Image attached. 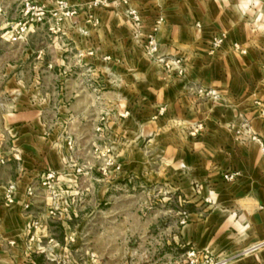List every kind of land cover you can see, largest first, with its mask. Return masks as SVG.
<instances>
[{
	"label": "crops",
	"instance_id": "crops-1",
	"mask_svg": "<svg viewBox=\"0 0 264 264\" xmlns=\"http://www.w3.org/2000/svg\"><path fill=\"white\" fill-rule=\"evenodd\" d=\"M35 1L55 8V0ZM67 1L78 13L60 31L47 18L24 40L45 32V47L32 51L47 57L43 84L32 78L38 68L14 63L10 70L0 53V264H34L26 255L51 246L49 223L71 218L63 207L74 188L84 184L91 194L94 148L111 151L119 169H110L122 177L149 168L187 201L205 202L208 213L195 208L181 228L190 248L218 259L259 245L228 264H264V156L251 138L264 143V0H128L140 14V36L162 14L159 51L185 59L182 78L151 61L120 0ZM5 13L0 6V31ZM218 33L227 39L210 54ZM5 41L16 44L0 34V46ZM198 86L218 96L204 98ZM48 172L55 174L49 187L42 182ZM232 172L236 178L225 180ZM9 183L16 186L11 204L4 200Z\"/></svg>",
	"mask_w": 264,
	"mask_h": 264
},
{
	"label": "rangeland",
	"instance_id": "rangeland-1",
	"mask_svg": "<svg viewBox=\"0 0 264 264\" xmlns=\"http://www.w3.org/2000/svg\"><path fill=\"white\" fill-rule=\"evenodd\" d=\"M21 1L0 0V6L6 11L0 31L4 39L11 28L6 21L21 15ZM44 36L41 30L28 43L5 41L0 46L8 69L11 70L14 63L25 72L38 68L32 77L37 86L43 84L40 69L45 67L47 57L42 53V57L36 58L37 54L32 51L45 47ZM20 56L22 58L17 61ZM104 154L94 148L91 157L93 184L87 190L91 194L86 195L84 184L78 183L63 207L70 211L71 218L50 221L51 246H46L43 253L26 255L27 261L34 264H189L186 252L190 247L181 235L185 224H180L182 211L190 215L199 208L206 215L205 202L201 199L187 201L178 190H172L164 178L155 181L149 175V168L127 177L112 172L110 166L103 172L101 168L112 160L111 151ZM82 172L74 171L75 177L82 176ZM190 218L188 216L187 223ZM240 256H246L245 251L234 258H220L229 262Z\"/></svg>",
	"mask_w": 264,
	"mask_h": 264
},
{
	"label": "built area",
	"instance_id": "built-area-1",
	"mask_svg": "<svg viewBox=\"0 0 264 264\" xmlns=\"http://www.w3.org/2000/svg\"><path fill=\"white\" fill-rule=\"evenodd\" d=\"M109 0H92L88 7L91 6H105L108 4ZM122 4L127 5L124 8V16L127 22L130 24L134 37L144 46L145 52L150 57L152 62L161 68L166 74L173 76L174 78H182L184 77L186 64L185 59L183 57H170L163 55L159 51L160 43L157 39V33L159 31L160 25L162 23L163 17L158 15V17L154 20V23L151 25L150 29L143 35L140 36V27H141V17L137 9L128 5V0H120ZM21 15L19 20L15 22L10 30L7 31L6 39L10 42H20L21 40H25L27 35L34 29L36 23H39L47 18H52L54 21V28L56 31H60L61 22L68 17L74 16L78 13V8L74 6H70L67 0H55V8L53 10H49L44 4L35 1V0H22L21 1ZM227 37L224 33H218L211 37V41L209 44V53L212 54L216 50H218L226 41ZM233 49L239 51L242 54H245V50L241 48V46L234 42L232 44ZM105 59H109V57H105ZM196 90L199 95L204 98L213 99L218 96L216 90L211 88H205L202 86L196 87ZM161 110H163L161 108ZM251 138L258 142L261 154L264 156V143L260 141V139L256 136H251ZM67 146L72 149L73 141L72 139H67ZM5 163V157L3 155V151L0 144V165ZM115 166V169H119V166L115 164V162L108 161L101 168L103 172L109 168V166ZM81 172L83 171V166H78L75 171ZM53 172H48L43 179V184L49 187L48 180L54 177ZM237 173H225L223 175L224 179L227 181H233L236 178ZM16 190V186L14 183H9L4 188V200L11 204L14 200V193ZM27 195L29 197L33 196V188L29 186L27 188ZM29 204H26V207ZM55 209V206L51 209V212ZM188 214L185 211H182V218L180 220V224H184L188 220ZM259 245H253L252 247L245 250L246 254H250L253 251H256V247ZM187 260L189 264H228L227 259L218 258L214 259L209 251H200L198 252L194 248H190L186 252Z\"/></svg>",
	"mask_w": 264,
	"mask_h": 264
}]
</instances>
